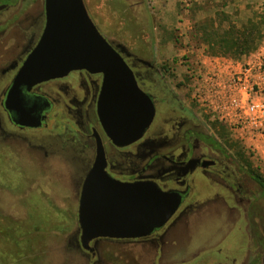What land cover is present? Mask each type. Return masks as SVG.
Masks as SVG:
<instances>
[{
	"label": "rangeland",
	"instance_id": "obj_1",
	"mask_svg": "<svg viewBox=\"0 0 264 264\" xmlns=\"http://www.w3.org/2000/svg\"><path fill=\"white\" fill-rule=\"evenodd\" d=\"M32 1L24 0V6ZM38 1L36 9L42 14L43 0ZM84 3L100 33L113 46L128 58H141L160 66L176 96L197 113L199 129L216 138L234 162L263 174L260 178L264 180V163L257 156L241 151L242 146L232 142L228 134L215 135L208 115L191 98L188 85L192 82L187 77V70L203 68L210 57L239 58L210 54L213 44L209 38L213 33L222 37L233 27L242 31L250 22L258 25L262 33L264 0ZM34 24L31 20L22 26L31 31ZM40 133L35 135L40 137ZM65 143L0 144V264H162L151 255L148 245L103 244L98 261L77 246L80 158L85 162L90 153L89 149L80 151V146ZM105 144L107 149L111 148L110 143ZM38 147L50 154L41 156L43 149L34 152ZM193 199L210 202L208 190L202 186ZM222 206L200 204L185 213L170 232L169 239L172 237L176 245L167 244L165 251L180 252L183 264H264V247L263 252L255 254L250 226L241 228L234 218L228 223L231 215ZM244 213L243 209L239 216L242 225ZM138 250L141 257L133 253ZM176 261L168 258L167 264H181Z\"/></svg>",
	"mask_w": 264,
	"mask_h": 264
},
{
	"label": "flooded vegetation",
	"instance_id": "obj_2",
	"mask_svg": "<svg viewBox=\"0 0 264 264\" xmlns=\"http://www.w3.org/2000/svg\"><path fill=\"white\" fill-rule=\"evenodd\" d=\"M38 4V0L25 6L24 0H0V144L67 142L65 144L80 146V151L89 149L85 162L80 158V195L95 160V142L99 137L105 152L104 170L111 178L124 183L155 184L162 191L178 193L181 197L180 205L171 218L146 236L99 237L90 242L93 250L88 251L81 247L79 229L77 246L98 261L99 248L103 244L148 245L151 255L159 258L162 264H167L168 258L183 264L184 257L180 252L165 251L167 244L176 245L172 237L169 239L172 227L194 207L218 204L231 215L228 223L231 224L234 218L235 224H240L241 228L250 226L253 250L256 255L263 252L264 189L256 179V173L234 162L216 138L199 129L197 113L176 96L161 73L163 69L153 61L128 58L121 53L139 88L149 95L155 109L153 119L141 137L127 146H115L101 127L97 115L102 82L99 73L73 70L29 88L22 87L20 103L7 102L11 83L45 25V1L42 14L38 12ZM31 20L35 26L28 31L22 25ZM39 132L42 136L37 137L35 134ZM105 142L111 144L110 149ZM38 149H43L42 153ZM34 152L41 156L50 154L40 147ZM202 186L208 190L210 202L206 204L193 199ZM243 209L246 218L242 225L239 216ZM133 253L142 256L139 250Z\"/></svg>",
	"mask_w": 264,
	"mask_h": 264
},
{
	"label": "water",
	"instance_id": "obj_3",
	"mask_svg": "<svg viewBox=\"0 0 264 264\" xmlns=\"http://www.w3.org/2000/svg\"><path fill=\"white\" fill-rule=\"evenodd\" d=\"M45 25L16 73L7 102L20 103L22 87L61 77L73 70L102 76L97 115L105 135L119 147L141 137L154 116V105L139 88L121 52L100 33L84 0H44ZM93 166L78 199L80 244L92 251L99 237L146 236L164 225L178 209V193L155 184L124 183L105 169L103 144L96 137Z\"/></svg>",
	"mask_w": 264,
	"mask_h": 264
},
{
	"label": "built area",
	"instance_id": "obj_4",
	"mask_svg": "<svg viewBox=\"0 0 264 264\" xmlns=\"http://www.w3.org/2000/svg\"><path fill=\"white\" fill-rule=\"evenodd\" d=\"M187 74L191 98L208 119L264 163V28L251 52L210 57L203 68Z\"/></svg>",
	"mask_w": 264,
	"mask_h": 264
},
{
	"label": "trees",
	"instance_id": "obj_5",
	"mask_svg": "<svg viewBox=\"0 0 264 264\" xmlns=\"http://www.w3.org/2000/svg\"><path fill=\"white\" fill-rule=\"evenodd\" d=\"M260 31L258 25L250 22L242 31L233 27L222 37H218L216 33H213L209 38L213 44V50H211L210 54L216 55L222 53L240 57L256 47L261 36ZM211 126L216 136L227 135L226 129L217 122H211ZM240 150L242 151L243 149ZM261 175L263 176V174L256 173V179H258L260 186L264 189V180L260 178Z\"/></svg>",
	"mask_w": 264,
	"mask_h": 264
}]
</instances>
